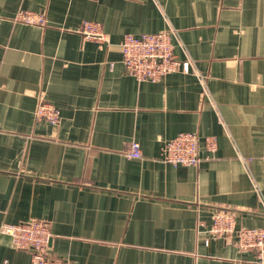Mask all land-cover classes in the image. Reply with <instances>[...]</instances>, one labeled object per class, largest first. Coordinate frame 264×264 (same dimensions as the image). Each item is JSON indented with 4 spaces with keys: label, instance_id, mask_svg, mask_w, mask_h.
I'll return each mask as SVG.
<instances>
[{
    "label": "crops",
    "instance_id": "obj_1",
    "mask_svg": "<svg viewBox=\"0 0 264 264\" xmlns=\"http://www.w3.org/2000/svg\"><path fill=\"white\" fill-rule=\"evenodd\" d=\"M89 20L107 41L84 38ZM169 28L192 69L129 74L123 36ZM41 100L58 124L37 120ZM184 131L197 166L163 160ZM133 141L143 157L126 155ZM220 209L264 226V0H0V225L45 220L49 252L76 264H262L209 238ZM0 264L32 255L0 233Z\"/></svg>",
    "mask_w": 264,
    "mask_h": 264
},
{
    "label": "built area",
    "instance_id": "obj_2",
    "mask_svg": "<svg viewBox=\"0 0 264 264\" xmlns=\"http://www.w3.org/2000/svg\"><path fill=\"white\" fill-rule=\"evenodd\" d=\"M15 21L46 25L47 19L43 13L31 10H20L15 15ZM82 34L85 39L104 43L108 40L102 25L96 21H84ZM172 28L152 33H126L120 43L122 62L126 71L138 80L158 81L174 71H190L192 62L181 60L175 54ZM37 120H45L58 124L61 120L60 110L48 101L41 100L36 108ZM206 145L215 150L217 140L207 137ZM200 137L198 133L184 131L164 142L163 160L172 165H199L202 161L199 155ZM131 158L143 157L139 142L133 141L126 152ZM209 238H231L243 249L255 250L256 259L264 264V226L237 227L234 212L220 209L212 215V225L208 230ZM0 233L11 238L13 245L26 249L32 255V264H76L73 260L52 255L49 247L52 233L45 220L31 218L17 223L4 222L0 225ZM210 241L209 239L207 240Z\"/></svg>",
    "mask_w": 264,
    "mask_h": 264
}]
</instances>
